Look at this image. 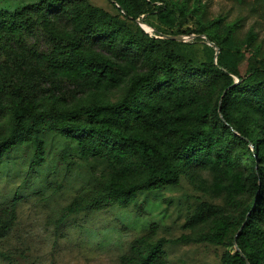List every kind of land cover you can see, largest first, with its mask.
Masks as SVG:
<instances>
[{
  "label": "trees",
  "instance_id": "16d2710c",
  "mask_svg": "<svg viewBox=\"0 0 264 264\" xmlns=\"http://www.w3.org/2000/svg\"><path fill=\"white\" fill-rule=\"evenodd\" d=\"M114 2L117 14L88 0H39L12 13L0 10V115L8 112L0 156L15 144L29 145L34 165L52 129L82 157L109 158L123 175L99 184L90 207H124L138 191L175 184L183 167L206 153L243 161L250 198L233 237L239 250H226L221 264H264V64L250 56L240 69L245 49L229 50L232 24L218 31V19L199 21L193 32L206 35L218 53L197 62L177 50L175 39L150 36L136 22L168 12L166 0ZM115 89L121 90L115 100L97 95ZM80 91L83 96L76 95ZM205 91L209 98L201 102ZM16 202L14 196L0 209V237L15 221ZM200 207L195 218L213 212ZM165 242L137 239L130 264H155Z\"/></svg>",
  "mask_w": 264,
  "mask_h": 264
},
{
  "label": "rangeland",
  "instance_id": "374dc122",
  "mask_svg": "<svg viewBox=\"0 0 264 264\" xmlns=\"http://www.w3.org/2000/svg\"><path fill=\"white\" fill-rule=\"evenodd\" d=\"M38 1L0 0V10L12 13ZM88 1L118 13L114 0ZM166 1L168 12L136 19L150 36L172 35L180 53L206 61L217 55L218 47L206 35L193 31L199 21L218 19L214 26L218 31L233 25L229 50L245 49L242 71L248 60L264 64V0ZM181 6L184 14L179 12ZM202 81L196 82L200 91ZM120 93L115 89L97 95L115 100ZM206 94L201 102L209 98ZM260 94L264 99V92ZM76 95L83 96L81 91ZM251 101L254 106L255 100ZM7 114L5 110L0 115V132L7 124ZM31 155V146L15 144L0 156V209L10 207L17 196L15 221L0 237V264H130L133 244L139 238L148 242L166 239L155 264H221L226 250H239L233 237L250 198L243 161L230 162L219 153H206L201 162L185 165L175 184L138 191L135 200L124 207L104 203L90 207L86 203L97 194L98 185L120 179L123 169L109 158L82 157L73 142L52 129L44 134L42 158L32 165ZM201 204L211 206L213 212L195 218ZM205 235L215 240H197Z\"/></svg>",
  "mask_w": 264,
  "mask_h": 264
},
{
  "label": "water",
  "instance_id": "95a60500",
  "mask_svg": "<svg viewBox=\"0 0 264 264\" xmlns=\"http://www.w3.org/2000/svg\"><path fill=\"white\" fill-rule=\"evenodd\" d=\"M169 38H173V36L172 35H167Z\"/></svg>",
  "mask_w": 264,
  "mask_h": 264
}]
</instances>
